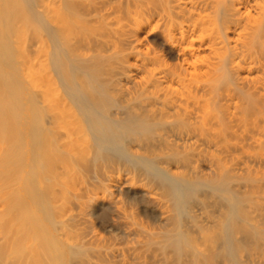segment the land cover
<instances>
[{"label":"bare ground","instance_id":"6f19581e","mask_svg":"<svg viewBox=\"0 0 264 264\" xmlns=\"http://www.w3.org/2000/svg\"><path fill=\"white\" fill-rule=\"evenodd\" d=\"M24 36L39 41L36 80ZM257 114L264 0H0V264L84 262L87 234L60 201L63 163L103 151L146 162L181 209L188 184L126 135L178 120L171 135L195 148L203 133L259 131ZM253 160L264 168V151Z\"/></svg>","mask_w":264,"mask_h":264},{"label":"rangeland","instance_id":"374dc122","mask_svg":"<svg viewBox=\"0 0 264 264\" xmlns=\"http://www.w3.org/2000/svg\"><path fill=\"white\" fill-rule=\"evenodd\" d=\"M157 42L168 50L160 38ZM23 44V68L36 80L38 38L24 36ZM251 117L264 125V114ZM183 126L160 121L123 142L188 184L179 195L181 209L168 180L151 173L146 162L103 151L97 158L89 153L87 161L63 163L59 187L66 196L60 201L87 234L84 262L73 258V263L264 264V168L253 160L264 145L250 140L256 135L264 143V128L245 135L231 126L218 135L203 133L193 148L170 133ZM210 139L217 144L208 146Z\"/></svg>","mask_w":264,"mask_h":264}]
</instances>
